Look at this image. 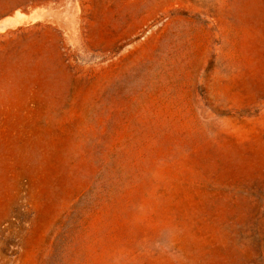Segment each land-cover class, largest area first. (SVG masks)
I'll use <instances>...</instances> for the list:
<instances>
[{
    "label": "rangeland",
    "instance_id": "rangeland-1",
    "mask_svg": "<svg viewBox=\"0 0 264 264\" xmlns=\"http://www.w3.org/2000/svg\"><path fill=\"white\" fill-rule=\"evenodd\" d=\"M0 264H264V0H0Z\"/></svg>",
    "mask_w": 264,
    "mask_h": 264
}]
</instances>
